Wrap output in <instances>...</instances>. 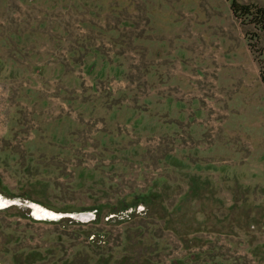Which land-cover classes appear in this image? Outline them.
<instances>
[{
	"label": "rangeland",
	"instance_id": "1",
	"mask_svg": "<svg viewBox=\"0 0 264 264\" xmlns=\"http://www.w3.org/2000/svg\"><path fill=\"white\" fill-rule=\"evenodd\" d=\"M253 45L230 0H0V259L264 264Z\"/></svg>",
	"mask_w": 264,
	"mask_h": 264
},
{
	"label": "trees",
	"instance_id": "2",
	"mask_svg": "<svg viewBox=\"0 0 264 264\" xmlns=\"http://www.w3.org/2000/svg\"><path fill=\"white\" fill-rule=\"evenodd\" d=\"M230 7L233 12V14L241 19L243 22L249 24L252 26L253 29V39L258 42L259 39H262L264 37V7L259 6L256 4H249V3H240L237 0H230ZM252 49L255 52H258V61L260 63V78L264 85V46L262 48H259V51H257L256 45L252 46ZM12 207L15 206H7L2 209V211H8ZM79 229H72L71 232L68 234L70 235V238L77 239L80 235L79 233H75V231ZM82 241H79L78 243H81ZM84 249L87 246V243L83 245ZM80 253V251H79ZM89 257L88 255H85ZM90 258V257H89ZM89 258L86 259V264L89 261Z\"/></svg>",
	"mask_w": 264,
	"mask_h": 264
},
{
	"label": "bare ground",
	"instance_id": "3",
	"mask_svg": "<svg viewBox=\"0 0 264 264\" xmlns=\"http://www.w3.org/2000/svg\"><path fill=\"white\" fill-rule=\"evenodd\" d=\"M5 201H9L8 199H4V198H2V197H0V206H2L3 204H4V202ZM35 207V209H39V212L41 213V214H47V210H45V209H43V208H40L39 206H37V205H35L34 206ZM37 212H38V210H37ZM40 214V215H41Z\"/></svg>",
	"mask_w": 264,
	"mask_h": 264
},
{
	"label": "water",
	"instance_id": "4",
	"mask_svg": "<svg viewBox=\"0 0 264 264\" xmlns=\"http://www.w3.org/2000/svg\"><path fill=\"white\" fill-rule=\"evenodd\" d=\"M13 202L12 201H5L4 204L0 207H5V206H8L10 204H12ZM71 215V214H70ZM81 215V214H80ZM80 215H76V217H80ZM89 216H91L90 214H88ZM82 217L85 216L84 214L81 215Z\"/></svg>",
	"mask_w": 264,
	"mask_h": 264
},
{
	"label": "crops",
	"instance_id": "5",
	"mask_svg": "<svg viewBox=\"0 0 264 264\" xmlns=\"http://www.w3.org/2000/svg\"><path fill=\"white\" fill-rule=\"evenodd\" d=\"M0 264H12L11 262H6L0 259Z\"/></svg>",
	"mask_w": 264,
	"mask_h": 264
}]
</instances>
